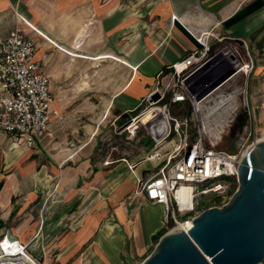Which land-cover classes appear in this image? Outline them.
Masks as SVG:
<instances>
[{
	"label": "crops",
	"instance_id": "obj_1",
	"mask_svg": "<svg viewBox=\"0 0 264 264\" xmlns=\"http://www.w3.org/2000/svg\"><path fill=\"white\" fill-rule=\"evenodd\" d=\"M16 28L34 41V59L46 75L53 49H70L75 59L113 63L122 70L96 120L99 128L112 109L133 110L156 83L164 86L170 74L162 72L199 48L196 38L202 34L241 40L253 53L264 47V0H0V37ZM35 38L42 41L43 53ZM51 92L60 119H52L44 144L27 148L20 139L0 138V239L6 235L27 244L39 264H122L123 255H132L127 239L144 250L147 237L164 227V210L157 205L160 209L140 210L129 235L121 193H129V177L121 174L135 177L138 192L141 169L131 170L121 159L111 170H98L94 148L84 151L87 144L56 154L47 150L64 123L52 86ZM113 185L116 205L110 220Z\"/></svg>",
	"mask_w": 264,
	"mask_h": 264
},
{
	"label": "built area",
	"instance_id": "obj_2",
	"mask_svg": "<svg viewBox=\"0 0 264 264\" xmlns=\"http://www.w3.org/2000/svg\"><path fill=\"white\" fill-rule=\"evenodd\" d=\"M230 39L234 38L211 33L196 38L199 48L172 65L171 82L166 83L163 90L159 88L160 82L156 83L143 101L147 103L146 108L129 123L127 131L132 135L133 121L138 122L145 114L148 123L141 125L148 131L154 147L163 142L173 143L169 150L158 151L148 159L161 164L157 172L137 182L138 193L164 210L166 229L170 223L172 229L192 223L193 218L205 210L203 206L207 210L217 207L210 203L225 205L227 189L231 181L237 180L235 164L254 143L262 141L264 129H256L247 89L227 90L240 74L248 83L254 66L249 53L247 60L241 62L236 47L228 51L218 47ZM36 47L34 41L17 28L7 37H0V138L20 139L27 148L44 144L51 136L52 119H60L53 108L50 78L34 59ZM154 93H158L160 99L151 102L150 96ZM172 105H187L189 113L176 118L171 115ZM241 107L246 124L235 137V151L216 150L215 146L228 137V130ZM129 168L132 170L134 166ZM184 188L189 192L183 194ZM209 195H213L212 201H205ZM0 264L39 263L27 244L5 235L0 239Z\"/></svg>",
	"mask_w": 264,
	"mask_h": 264
},
{
	"label": "rangeland",
	"instance_id": "obj_3",
	"mask_svg": "<svg viewBox=\"0 0 264 264\" xmlns=\"http://www.w3.org/2000/svg\"><path fill=\"white\" fill-rule=\"evenodd\" d=\"M35 40L39 45L38 51L43 53L42 41L37 38H35ZM261 43H264L263 38ZM218 47H225V51L236 47L240 53L241 62L247 60V53H249L252 57L254 66L249 75L248 83L246 81V77L240 74L227 90H231L232 88H240V90L247 89L248 95L251 96L252 101L251 103L249 102V105L254 109V115L256 117L254 122L256 129L262 131L264 129V47H255L256 49L253 53L252 49L248 47L247 44L238 39L224 40L218 45ZM59 50H50L49 54L51 55L49 57V61L44 65V70L51 78L52 91L59 107L61 108L64 123L63 128L53 135L54 139L52 140V143L48 145L47 150H50L51 154H56L62 149L77 150L87 144L88 146L84 149V151H87L90 147L95 149L96 145L102 143L104 145L98 154L95 155V161L98 158L97 156L102 154L106 147H108V151L104 161H96V167L98 170H111L114 166L121 163V159H125L128 161L129 165L135 167L134 171L136 169H141V174L136 172L140 179L144 180L155 174L161 164H159L158 160L148 159L155 156L158 151L162 153L167 149L169 150V147H172L171 145H173V143L163 142L159 145V147L155 148L148 131L137 122H133V127L130 129L134 134L130 135L127 131L129 123L133 118H135L128 116L132 109L126 112L112 109L111 113L106 116L107 118L103 120L100 127L97 128L96 126V120L98 117L102 116L104 105L106 101L110 99L114 92V88H116L119 82L116 81V78L117 75H119L120 68L113 63L94 64L88 60L75 59L73 57L77 56V54L73 56L70 49L65 51H62L61 49ZM83 57L87 58L85 56ZM169 81L171 82V80H168L164 83V86ZM246 83L248 86H246ZM164 86H160L159 88L163 90ZM239 98L241 99L242 97L239 96ZM146 106L147 103L143 102L141 108L138 110V116L142 113ZM170 111L172 116L178 118V116L185 115L186 108L181 107V105H172ZM242 111L243 108L241 107L239 109V113ZM136 127L138 128L133 131ZM92 130H96V134L94 131V137L91 135ZM261 137L264 138V135ZM236 144V138H230L228 130V137L223 142L217 144L215 148H217L216 150L232 153L236 149ZM110 161H112L113 164L109 163ZM121 175L124 178L129 177V185H127L129 193H121L123 195L122 202H125L128 208L129 222L127 231L129 235H131L129 228H131V226L135 223L136 214L139 213L140 210L145 207L160 208L148 202L142 195H140V193L137 192L135 177L131 178V176H129V172L126 175L124 173ZM237 181L238 180L231 181V184L226 192L228 197L226 202L229 201L232 194L237 190ZM111 192V198L113 200L116 193V187H114V185L112 186ZM91 194L92 196L94 195V193ZM91 194L89 196H91ZM98 195V192L94 195L96 198L95 203H98ZM89 196L86 197V199L84 197V199L88 200ZM212 196L213 195H209L205 197L204 200L212 201ZM84 199L81 198L74 204V210L78 208L77 206H79L82 202L81 200ZM111 203L112 206L107 209V216L110 220L114 217L116 205L114 200ZM210 205L217 207L223 206L221 203H210ZM203 207H205L204 209H207L206 206ZM96 210H99V207H97ZM160 213L162 214L161 210ZM171 230L172 227H168V229H166L165 227L162 228L160 225V228L153 231V235L150 238L147 237L144 250L134 249L133 238L127 239V246L128 248H131L132 255L130 258H126V256L123 255V257H121L122 264H141L146 258H148L154 249L156 242H158L157 235L164 232L161 235L163 236L170 233Z\"/></svg>",
	"mask_w": 264,
	"mask_h": 264
},
{
	"label": "water",
	"instance_id": "obj_4",
	"mask_svg": "<svg viewBox=\"0 0 264 264\" xmlns=\"http://www.w3.org/2000/svg\"><path fill=\"white\" fill-rule=\"evenodd\" d=\"M235 167L238 188L229 201L198 214L186 232L161 236L141 264H264V140Z\"/></svg>",
	"mask_w": 264,
	"mask_h": 264
},
{
	"label": "trees",
	"instance_id": "obj_5",
	"mask_svg": "<svg viewBox=\"0 0 264 264\" xmlns=\"http://www.w3.org/2000/svg\"><path fill=\"white\" fill-rule=\"evenodd\" d=\"M170 72H171V69H170V68H169V69H165V70L162 72V76H163V75H167V74H169ZM142 103H143V102H142ZM142 103H141L138 107H136L135 109L131 110V111L129 112L130 114H128V116H131V117H137V116H138V115H137V114H138V110H139V108H141ZM185 108H186V113H185V114H188V113H189V108H188V106L186 105ZM245 124H246V117H245L244 113L241 112V113H239V114L236 116V118H235L233 124L231 125V127H230V129H229V136H230V138H235L236 135L242 131V129H243V127L245 126ZM103 145H104V144H102V143H99V145H96V147H95V149H94V152H93V158H92V160H95V155L98 154V152L101 150V148H102ZM107 151H108V147L105 148V150H104V152H103L102 154H100V155L97 156V157H98L97 160H98L99 162H100V161H104V158H105V156H106V154H107ZM97 160H96V161H97ZM0 187H1V184H0ZM0 189H1V188H0ZM0 224H1V222H0ZM169 226H170V227H173L171 223L169 224ZM163 233H164V232H161V234L157 235V236H158V240H159L160 236H161ZM158 242H159V241H158ZM156 243H157V242H156Z\"/></svg>",
	"mask_w": 264,
	"mask_h": 264
},
{
	"label": "bare ground",
	"instance_id": "obj_6",
	"mask_svg": "<svg viewBox=\"0 0 264 264\" xmlns=\"http://www.w3.org/2000/svg\"><path fill=\"white\" fill-rule=\"evenodd\" d=\"M241 71H242V70H241ZM148 120H149L148 116L144 114V115H142V116L139 117V121H138L137 123H140V124H142V125H147ZM133 122H136V121H133ZM263 139H264V138H262V140H263ZM186 192H187V193L189 192V189H188V188H184V189L182 190V193H183V194H185ZM191 226H192V223H191V222L187 223L186 225H185V224H180L179 227H178L177 229H172L171 232H173V231H177V230H181V229L187 230V229H189Z\"/></svg>",
	"mask_w": 264,
	"mask_h": 264
}]
</instances>
